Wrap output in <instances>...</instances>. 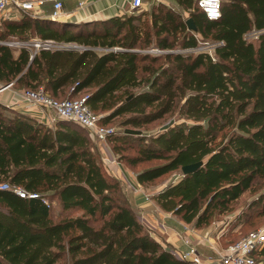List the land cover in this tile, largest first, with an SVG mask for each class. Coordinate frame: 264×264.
<instances>
[{
	"label": "trees",
	"instance_id": "obj_1",
	"mask_svg": "<svg viewBox=\"0 0 264 264\" xmlns=\"http://www.w3.org/2000/svg\"><path fill=\"white\" fill-rule=\"evenodd\" d=\"M175 2L178 10L153 1L88 28L28 13L2 19L0 84L42 87L53 98L84 91L103 125L124 115L123 131L107 137L116 160L150 163L135 172L139 184L176 171L150 199L199 228L264 180V0H220L216 20L195 0ZM188 18L195 29L187 28ZM253 31L256 37L247 38ZM34 37L73 44L33 53L5 43ZM198 38L215 43L211 54L175 51L199 46ZM150 48L166 51H144ZM175 111L183 122L148 136L135 129ZM93 140L70 120L56 119L51 128L0 104V182L38 194L0 190V264H197L149 234ZM198 161L195 171L181 172ZM42 198H57L59 212ZM258 205L264 207V191L235 222ZM252 255L264 264V243Z\"/></svg>",
	"mask_w": 264,
	"mask_h": 264
},
{
	"label": "built area",
	"instance_id": "obj_2",
	"mask_svg": "<svg viewBox=\"0 0 264 264\" xmlns=\"http://www.w3.org/2000/svg\"><path fill=\"white\" fill-rule=\"evenodd\" d=\"M165 3V0H155ZM45 0H0V16L3 18L8 16L9 13L15 10H21L27 12L30 15H34L36 10L43 5ZM197 7L204 13L205 17L210 20H216L221 15L220 0H195ZM128 11L130 13H138L145 9L146 5L144 0H128ZM83 6V0L77 2V7ZM51 18L59 19L63 17L62 2L61 0H52ZM256 37V32H250ZM8 45L14 47L24 46L29 48L33 53L41 48H64L69 46L67 43H54L50 40H42L39 38H31L29 40L22 41H6ZM209 50H212L215 43H208ZM183 50V51H182ZM203 50L200 46L192 48L181 49L184 51H198ZM166 50L151 48L149 52L154 54L164 53ZM210 54L211 51H208ZM6 88H12L13 98L11 102L3 103L5 106H19L20 111L27 113L34 112L39 117V120L47 123L50 120V115H53L54 119H66L70 120L84 129H86L92 138L96 141L98 146L104 147L107 137L114 131L108 128L106 125L100 123V115L92 111L85 99L86 96L78 98H64L56 99L45 93L42 87L37 89L28 88H14L12 82L6 84H0V92ZM54 120V121H55ZM110 161L115 162V159L109 157ZM0 190H10L18 197L21 198H34L38 197V194L34 191H27L20 186L10 185L8 182H0ZM132 192H142L138 186H132ZM151 194L145 193V198H149ZM42 201L48 207V202L42 198ZM188 249L184 252L177 253L180 258L191 260L197 264H256L252 255L253 251L258 249L264 243V229H254L249 231L246 235L238 239L237 241L228 244L222 253H215L208 255L201 259L198 256L196 248L185 240Z\"/></svg>",
	"mask_w": 264,
	"mask_h": 264
},
{
	"label": "crops",
	"instance_id": "obj_3",
	"mask_svg": "<svg viewBox=\"0 0 264 264\" xmlns=\"http://www.w3.org/2000/svg\"><path fill=\"white\" fill-rule=\"evenodd\" d=\"M79 0H61L62 2V12L63 17L61 21H67L70 24L71 28L81 27H90L94 21H107L113 17L119 15L129 14L128 11V0H83V6L81 8L77 7V2ZM155 0H144L145 4L152 3ZM169 0H165V4ZM52 11V0H45L44 4L41 5L35 12L33 16L38 18H51ZM23 12L21 10L13 9L9 15L2 19L7 20H18L21 18ZM90 22V23H89ZM77 24V25H76ZM15 41V40H12ZM73 44V43H71ZM69 44V45H71ZM18 48V47H15ZM13 98L12 88H6L0 92V104L11 102ZM3 102V103H2ZM16 111H20L19 106H10ZM31 116L33 119L37 120L39 117L34 112H22ZM42 124L48 125L53 128L54 125H49L43 121H38ZM95 142L97 151L100 155L101 160L105 163L104 166L108 170L109 174L116 177L118 176L117 169L118 166L120 169H126L118 160L115 159V162L110 161L109 159H103V154L108 158L112 156L105 153L106 150H101V146H98ZM104 151V153H103ZM114 159V158H113ZM127 170V169H126ZM129 172V171H128ZM132 184L136 183V186L139 188L142 187L137 181L132 180ZM135 186V185H134ZM154 190H148L145 192H130L129 199L133 206L136 208L137 214L140 218V215L144 218L143 221L147 231L152 235L157 241H159L163 246H168L174 252L180 253L188 249L185 240H188L191 245H193L198 253V256L203 259L208 255L215 253H222L225 246H222L220 242V233L221 229L212 228L211 225H206L204 227H193L191 224L185 223L180 217L173 214L170 211H165L161 209L150 197L145 198V193L152 194ZM216 223L214 226H217ZM219 230V231H218Z\"/></svg>",
	"mask_w": 264,
	"mask_h": 264
},
{
	"label": "rangeland",
	"instance_id": "obj_4",
	"mask_svg": "<svg viewBox=\"0 0 264 264\" xmlns=\"http://www.w3.org/2000/svg\"><path fill=\"white\" fill-rule=\"evenodd\" d=\"M168 3H169L168 5H170L175 10L179 9L175 0H169ZM183 16L185 17L186 14L183 13ZM0 21H2L1 16H0ZM247 38L254 39V36L252 35V33L249 32L247 34ZM198 40H199L198 45L200 46L201 49L212 52V50H209V47H208L209 45L205 44L206 41L201 40L200 38H198ZM150 49H147L144 51L149 52ZM175 51L180 52L181 49H175ZM149 53L154 54L152 52H149ZM84 95H85V92L81 91L80 93H78L77 98L80 96H84ZM56 98H65V96H57ZM125 115H127V114H125ZM49 116L51 118L49 121H46V122H47V124L52 126V125H54L55 119H54L53 115L49 114ZM123 116L124 115L114 117L113 119H111L106 124V126L108 128L113 129V131H116L117 134L119 132H122L124 127L119 124V121L121 120V118ZM36 121L38 122L41 120L37 119ZM183 121H184L183 117L180 116L175 111L173 114L167 116L166 118L157 120V121L152 122L148 125H144L140 128H135V129H138L144 136H148L151 134L158 133L163 128H165L167 125H175V124H177L179 122H183ZM111 145H112L111 142H109L106 139V143H105L104 147H100V148H101V150H103V149L106 150L105 151L106 154H108V155L112 156L114 159H116L117 155L113 153ZM124 152H131V150L127 149V150H124ZM103 153H104V151H103ZM103 159H109V158L105 154H103ZM100 161H101V164L104 166L105 163L101 160V158H100ZM119 163H121L127 170L126 169L122 170L118 166V169H117L118 176L117 175H115V176L117 179L120 180L122 187L124 188V191L129 198V194L132 190V186H134V185L136 186V183L132 184V182H133L132 180H134V178H135V172L138 169H141V168L149 165L150 163H143V164L137 165L136 167H130V166L127 167L124 164V162L121 160H119ZM104 168H105V166H104ZM105 170H106V168H105ZM107 172H108V170H107ZM174 174H176V171L165 174V175H163V176L159 177L158 179H155L151 182L140 184V185H142V187L140 189L143 192H145V190L146 191H148V190L151 191L152 189L155 190L159 186H161L164 182L171 179ZM262 191H264V180L263 179H256L253 182L251 188L249 190L245 191L241 195L240 198H238L235 202L232 203L231 209L229 211H226L225 213L218 215L217 217L213 218L210 221V223L208 225H211L212 228H218L219 230L221 229L220 242H221L222 246H225L228 242H231V241H234V240H237V239L243 237L244 235H246L251 230L264 229V207H262V205L255 206L258 208H253V210L250 212L251 214L249 213L250 216L248 218L241 220L238 223L235 222L238 219V215H240L239 213L241 212V209L245 205V203L247 201H249L251 198L258 195V193H261ZM48 203H49L48 205H50V208L54 211V213L57 214L59 212V203H58L57 198H54L51 200L48 199ZM262 209H263V212H261ZM77 213H79V212H74L73 215H75ZM140 218L142 220H144V218L141 215H140ZM216 223L218 225L214 226Z\"/></svg>",
	"mask_w": 264,
	"mask_h": 264
},
{
	"label": "water",
	"instance_id": "obj_5",
	"mask_svg": "<svg viewBox=\"0 0 264 264\" xmlns=\"http://www.w3.org/2000/svg\"><path fill=\"white\" fill-rule=\"evenodd\" d=\"M185 22H186L187 28H189V29H195V26H194L193 21H192L191 18L186 19ZM125 131L126 132H135V133L139 132L138 130H132V129H125ZM201 165H202V162L201 161H198V162H195V163H191V164L183 165L181 167V172L183 174H186V173H189V172H193L196 169H198Z\"/></svg>",
	"mask_w": 264,
	"mask_h": 264
}]
</instances>
